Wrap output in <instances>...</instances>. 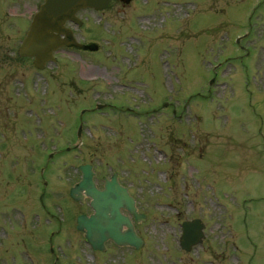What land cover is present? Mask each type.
<instances>
[{
    "label": "rangeland",
    "instance_id": "rangeland-1",
    "mask_svg": "<svg viewBox=\"0 0 264 264\" xmlns=\"http://www.w3.org/2000/svg\"><path fill=\"white\" fill-rule=\"evenodd\" d=\"M40 1L32 0L33 8ZM149 1L79 11L77 39L98 48L59 52L42 71L0 57V84L12 80L11 87L0 86V130L14 135L0 146L6 162L23 163L16 181L4 175L0 202H12V183L19 188L16 204L37 209L40 183L28 171L62 149L50 158L46 201L66 207L71 220L64 231L77 246L82 235L74 219L81 209L67 193L79 164L91 163L99 183L118 171L147 214L136 225L145 240L140 252L111 248L100 254L105 264H264V0ZM0 47L7 42L0 39ZM216 59L220 67L213 68ZM15 91L22 98L14 99ZM106 101L117 111L87 112L82 143L71 147L80 110ZM156 149L171 159L165 168L157 167ZM167 169L168 182L152 177ZM149 182L160 188L154 199ZM192 218L205 224V236L185 252L178 246L180 224Z\"/></svg>",
    "mask_w": 264,
    "mask_h": 264
},
{
    "label": "water",
    "instance_id": "water-1",
    "mask_svg": "<svg viewBox=\"0 0 264 264\" xmlns=\"http://www.w3.org/2000/svg\"><path fill=\"white\" fill-rule=\"evenodd\" d=\"M105 1L45 0L42 13L36 16L29 32L28 41H24L22 45V52L32 54L35 57V65L42 67L44 61L51 57V50L63 43L57 34L63 31L64 20L73 16V12L79 7L100 6ZM80 170L82 180L70 190V194L77 197V195L80 196V191L85 190V193L93 198L92 205L97 211L90 217L79 216L77 228L82 230L86 239L94 245L100 246L105 240L111 238L117 244L138 246L140 241L134 234L130 220L119 211L120 207H124L132 212L137 220L140 219L126 189L118 185L116 178H112L105 180L104 189L100 191L96 189L92 180L91 166L83 165ZM123 224L128 226L125 232L120 231ZM201 228L199 221L184 224L183 242L186 249H190L192 244L200 241Z\"/></svg>",
    "mask_w": 264,
    "mask_h": 264
},
{
    "label": "flooded vegetation",
    "instance_id": "flooded-vegetation-1",
    "mask_svg": "<svg viewBox=\"0 0 264 264\" xmlns=\"http://www.w3.org/2000/svg\"><path fill=\"white\" fill-rule=\"evenodd\" d=\"M32 6V0H0V39L7 42V47H0V57L6 61L31 63V59L17 56V48L31 21ZM10 82L11 79L0 86H8ZM7 177L16 181L13 178H16L15 170H11ZM11 200L13 203H0V264H64L59 227L47 234L46 219L40 225L41 230H34L30 211L25 212L27 217L22 220L18 216L20 211L14 203L15 198Z\"/></svg>",
    "mask_w": 264,
    "mask_h": 264
}]
</instances>
